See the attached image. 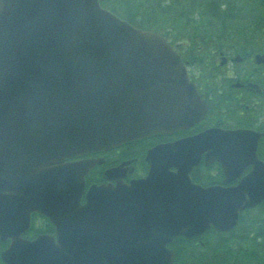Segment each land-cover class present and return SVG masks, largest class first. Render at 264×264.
Here are the masks:
<instances>
[{
    "label": "water",
    "instance_id": "1",
    "mask_svg": "<svg viewBox=\"0 0 264 264\" xmlns=\"http://www.w3.org/2000/svg\"><path fill=\"white\" fill-rule=\"evenodd\" d=\"M207 107L166 39L100 0H0V238L11 239L2 259L174 264L175 237L232 228L240 210L264 199L263 133L211 128L158 145L146 178L92 185L85 203V174L97 161H66L183 128ZM213 148L225 171H241L245 158L253 165L239 185L191 182ZM33 211L51 219L54 234L22 236Z\"/></svg>",
    "mask_w": 264,
    "mask_h": 264
},
{
    "label": "trees",
    "instance_id": "2",
    "mask_svg": "<svg viewBox=\"0 0 264 264\" xmlns=\"http://www.w3.org/2000/svg\"><path fill=\"white\" fill-rule=\"evenodd\" d=\"M101 3L142 28L168 35L170 27L181 38L188 35L192 42L189 59L198 57V63L207 61L202 51L194 50L199 36H210L211 42L214 37L230 42L231 36L246 34L249 37L242 44L249 41L254 48L264 44V0H101ZM196 9L198 16L194 13ZM181 38L175 40L179 42ZM194 175L204 179L198 172ZM216 236L202 241L180 237L173 243L177 252L175 264H240L241 254L248 251L229 245V240L220 234ZM3 247L5 243L0 241V251ZM250 256L261 264L257 252L250 251ZM0 264L4 263L0 260Z\"/></svg>",
    "mask_w": 264,
    "mask_h": 264
},
{
    "label": "flooded vegetation",
    "instance_id": "3",
    "mask_svg": "<svg viewBox=\"0 0 264 264\" xmlns=\"http://www.w3.org/2000/svg\"><path fill=\"white\" fill-rule=\"evenodd\" d=\"M237 35L236 38H242L243 42L249 37L246 34ZM260 52L264 53L260 49L257 50L254 47H250L249 41L246 44H242V42L232 40L228 42V47L225 51L217 54L216 58L218 61L216 60V68L220 73L217 80L211 82L210 90L205 92V96L213 104V111L210 119L204 121V127L207 128L213 125L224 129L247 128L262 132L263 134L258 142V155L264 162V68H246L248 63L256 65L255 56ZM222 61H225L224 63L227 65L230 62L235 63L239 66V71L237 73L234 70L230 71L228 69L221 71L225 67V64H221ZM253 83L256 84V87H253ZM200 88L202 89L201 86ZM213 116H215L214 119H212ZM214 142L216 144L219 142L217 137ZM212 153L208 166V170H210L208 173L211 175V178L204 176L205 181L203 183L206 185H236L244 175L250 173V170L253 169V165H248L245 158L241 167L242 172L233 166H230L225 172L221 161L216 158L218 154L217 148H213ZM205 162L206 160L204 164ZM133 165L134 170L137 169V162H134ZM230 170H236V172L232 173ZM93 171L91 170V172ZM102 171L104 172V169ZM102 177L101 175V178L97 179L100 180L99 183L108 182L106 178ZM127 179L129 180V177ZM37 221H40V223H37ZM32 224L34 227L31 225L30 234L39 232L53 233L54 231L52 223L45 216L38 215V213L32 214ZM251 227H254V230L239 231ZM248 232H251L247 235H250L254 242H258L259 238L264 235V199L253 209L244 210L239 215L236 227L231 231H227L224 235L227 238L232 235L239 238L241 236H239V233L246 234ZM234 244L236 247L239 246V243ZM241 247L246 248L244 244Z\"/></svg>",
    "mask_w": 264,
    "mask_h": 264
},
{
    "label": "rangeland",
    "instance_id": "4",
    "mask_svg": "<svg viewBox=\"0 0 264 264\" xmlns=\"http://www.w3.org/2000/svg\"><path fill=\"white\" fill-rule=\"evenodd\" d=\"M246 4H248V3H246ZM223 7V6H222ZM224 8V7H223ZM247 9L245 8V11H246ZM194 13H195V15H197L198 16V9H196L195 11H194ZM246 13H247V11H246ZM168 23H170V21L168 22ZM143 29H145V28H143ZM145 30H150V29H145ZM167 30H168V32H169V34L167 35V37L172 41V43H174V42H176V40L178 39V38H181V36L180 35H177V34H175V32L173 31V30H171V28L170 27H168L167 28ZM196 35H198V34H196ZM187 40H189V42H190V44H191V46H192V42H191V40L189 39V36L188 35H186V36H184ZM176 39V40H175ZM186 39L185 40H183V44H184V46H185V55L188 57L189 56V49H188V47H189V44L187 45V41H186ZM176 44H177V42H176ZM263 50H264V45H263ZM257 65V66H256ZM256 65H254L253 63H248L247 65H246V68L247 69H249V68H256L257 67V69H262V68H264V61H262L261 62V64H256ZM197 66H198V68H194L195 70V72L196 73H198V71L200 70V71H207V69L208 68H210L211 66H212V61L210 60V61H208V62H200V63H197ZM224 66V65H223ZM238 65H236L235 63H233V62H230V63H228V65L227 64H225V67H223L222 69H221V71H223V70H234L235 71V73H237L239 70H238ZM199 69V70H198ZM219 73L220 72H218V71H216V72H214V76L216 77V78H218V75H219ZM173 138V137H172ZM112 150H114V149H112ZM106 154V155H105ZM105 154H101L100 156L98 155V154H96L97 156H99V158H107V160L108 161H112V160H114L115 158H116V153H114V151H110V152H108V153H105ZM99 162H102V160H100ZM100 167H101V170L103 169V167H104V165L103 164H100V165H98L97 166V168L98 169H100ZM209 169H211L212 170V168L211 167H209ZM210 170H203V169H201V171H200V173H198L200 176H205L206 178H211V175L208 173ZM41 221V220H40ZM40 221H37V223H40ZM240 232H242L243 230H239ZM212 238V237H211ZM213 239V238H212ZM214 239H215V236H214ZM239 240V239H238ZM238 240H233L231 243H237V241ZM240 242H242V243H244V244H246L247 245V247H248V249H243V251L245 252V251H248V253L247 254H241V261H240V264H257L254 260H253V258H251V256H250V251H255V252H257V254L260 256V261H261V264H264V250H262V251H259L258 249H250V245H249V242H248V240H246V239H240L239 240ZM238 248H240L239 246H238ZM261 256H263V258L261 257ZM239 257V256H238ZM247 259V262L245 261Z\"/></svg>",
    "mask_w": 264,
    "mask_h": 264
}]
</instances>
